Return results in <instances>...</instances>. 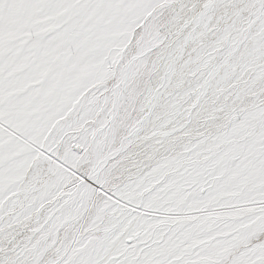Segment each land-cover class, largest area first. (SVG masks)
<instances>
[{
  "label": "snow or ice",
  "instance_id": "1",
  "mask_svg": "<svg viewBox=\"0 0 264 264\" xmlns=\"http://www.w3.org/2000/svg\"><path fill=\"white\" fill-rule=\"evenodd\" d=\"M0 264H264V0H0Z\"/></svg>",
  "mask_w": 264,
  "mask_h": 264
}]
</instances>
